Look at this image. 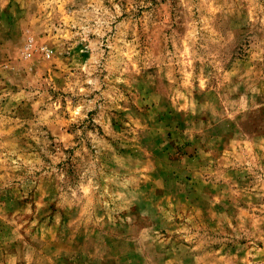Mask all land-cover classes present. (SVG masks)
<instances>
[{
  "label": "clouds",
  "instance_id": "1",
  "mask_svg": "<svg viewBox=\"0 0 264 264\" xmlns=\"http://www.w3.org/2000/svg\"><path fill=\"white\" fill-rule=\"evenodd\" d=\"M261 109L264 0H0V264H264Z\"/></svg>",
  "mask_w": 264,
  "mask_h": 264
},
{
  "label": "rangeland",
  "instance_id": "2",
  "mask_svg": "<svg viewBox=\"0 0 264 264\" xmlns=\"http://www.w3.org/2000/svg\"><path fill=\"white\" fill-rule=\"evenodd\" d=\"M3 15L5 18H10V13L8 12L7 9H5V12ZM248 117H249L250 124L258 125L260 122H264V109H261L258 114L248 113Z\"/></svg>",
  "mask_w": 264,
  "mask_h": 264
}]
</instances>
